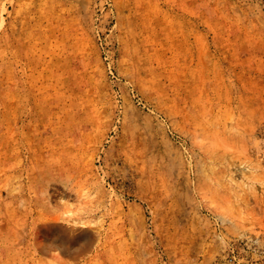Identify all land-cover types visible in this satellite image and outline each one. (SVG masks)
<instances>
[{
  "label": "rangeland",
  "instance_id": "rangeland-1",
  "mask_svg": "<svg viewBox=\"0 0 264 264\" xmlns=\"http://www.w3.org/2000/svg\"><path fill=\"white\" fill-rule=\"evenodd\" d=\"M0 264H264V0H0Z\"/></svg>",
  "mask_w": 264,
  "mask_h": 264
},
{
  "label": "bare ground",
  "instance_id": "bare-ground-1",
  "mask_svg": "<svg viewBox=\"0 0 264 264\" xmlns=\"http://www.w3.org/2000/svg\"><path fill=\"white\" fill-rule=\"evenodd\" d=\"M60 242V241H59ZM72 244V243H71Z\"/></svg>",
  "mask_w": 264,
  "mask_h": 264
}]
</instances>
